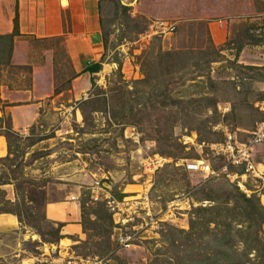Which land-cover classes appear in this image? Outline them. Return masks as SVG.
I'll return each mask as SVG.
<instances>
[{
	"label": "rangeland",
	"instance_id": "rangeland-1",
	"mask_svg": "<svg viewBox=\"0 0 264 264\" xmlns=\"http://www.w3.org/2000/svg\"><path fill=\"white\" fill-rule=\"evenodd\" d=\"M102 11L98 73L76 74L61 39H29L26 65L0 57V83L24 87L42 66L44 91L49 65L54 88L31 126L0 119V130L9 124L16 134L10 159L0 161V183H9L0 185V206L20 202L14 184L30 179L47 220L40 229L61 232L62 202L74 203L85 227L84 239L60 233L48 243L10 220L0 264H264V139L252 152L259 179L235 167L224 173L225 160L208 147L226 132L244 140L264 121V0H104ZM202 158L216 176L185 169ZM240 195L259 199L253 216ZM109 199L141 224L136 234L132 223L106 225ZM132 234L121 246L120 235Z\"/></svg>",
	"mask_w": 264,
	"mask_h": 264
},
{
	"label": "crops",
	"instance_id": "crops-1",
	"mask_svg": "<svg viewBox=\"0 0 264 264\" xmlns=\"http://www.w3.org/2000/svg\"><path fill=\"white\" fill-rule=\"evenodd\" d=\"M103 1L0 0V36L11 35L14 31V20L16 19L17 22V34L13 36L10 55L2 49L4 46H0V57L5 53L6 63L9 66L26 65L31 60L28 54L29 39L41 42L61 39L76 74H81L83 77L95 74L81 73V71L88 64H101ZM44 68L51 76V85L47 83L44 91H39L41 81L38 79V70L42 69V66H33L30 82L24 87L16 88L0 83V119L4 116L9 117L13 129L27 128L32 122H36L38 108L53 94V71L49 65ZM3 72L4 68H1L0 73ZM7 155L6 139L0 134V158ZM62 203L68 206L69 214L65 213L55 218L65 223L61 235H76L79 239H84L81 225L79 221L77 222L79 211L73 207V202ZM10 220L17 221V218L9 213L0 214V231ZM70 220L74 223L70 224ZM13 225L12 223L11 226ZM68 227H73V230H66ZM63 240L70 241L67 236Z\"/></svg>",
	"mask_w": 264,
	"mask_h": 264
},
{
	"label": "built area",
	"instance_id": "built-area-1",
	"mask_svg": "<svg viewBox=\"0 0 264 264\" xmlns=\"http://www.w3.org/2000/svg\"><path fill=\"white\" fill-rule=\"evenodd\" d=\"M172 30V27H170V31ZM244 140H240L237 138V135L235 133L226 132L224 137V142L218 143V144H210L208 145L209 150L211 153L214 154V156L222 157L223 160H225L224 167H222V171L226 174L227 173V167H235L241 169V178H246L248 175L256 178H263L262 171L259 170L258 166L254 163V160L252 158V152H253V146L254 144H257L261 142L264 139V121L257 122L255 126L250 131H246ZM161 162L157 163V165H160ZM185 169L187 171H197L202 174H205L208 177H214L216 176V172L210 167V164L208 161H206L204 158L190 161L186 163ZM158 166L154 167L157 168ZM149 169H152L151 166ZM236 176V175H235ZM239 176V175H238ZM96 186V192L102 191L104 189V186H102V183L100 181H95ZM95 200L98 199L96 193H95ZM264 199V195H262ZM71 199H74V197H71ZM107 205L111 210L112 213V222L114 224V228L121 230L122 226H126L128 223H132V232H135L137 230V227H140V225H137V223L127 222L129 221V216H126L123 214V209L125 206H122L121 208L118 205V202H114V200H107ZM133 207V206H132ZM136 209L138 210V204L136 203ZM131 208V207H130ZM145 208L143 207L140 209V212L147 215V212L145 213ZM136 213V212H135ZM138 218V217H137ZM136 218V219H137ZM135 236L127 235L123 236L120 235V238L118 242L121 246L124 248H128L130 241L132 240V237Z\"/></svg>",
	"mask_w": 264,
	"mask_h": 264
},
{
	"label": "trees",
	"instance_id": "trees-1",
	"mask_svg": "<svg viewBox=\"0 0 264 264\" xmlns=\"http://www.w3.org/2000/svg\"><path fill=\"white\" fill-rule=\"evenodd\" d=\"M14 25H15L14 31L11 35L0 36V46H4V48H2V49L7 51V53L9 55H10V52L12 49L13 36L17 34L16 19L14 20ZM100 69H101L100 63L88 64L85 68H83L81 73L87 72L89 74H93V73H97ZM115 117H118V114L112 112L111 119L115 118ZM0 134L3 135L6 139L7 151H8V155L4 158H0V161H7L10 159V156H11V151H10L11 140H10V138H11V136H15L16 134H14L12 131H10L9 124H7V125L5 124V129L3 131L0 130ZM12 174L14 176V179H16L15 173L13 172ZM4 184H9V183L8 182H1L0 183V185H4ZM14 185H15L14 186L15 192H17L21 196V201L18 202L17 204L16 203L15 204L10 203V207H8V208L0 206V214L1 213H9V214L16 216L17 220L20 223H24L27 226L31 227L33 230H35L36 234L39 235L41 238H43V241H45V242H48V243L58 242L62 238V236L60 235L59 228H54L51 225H49L50 228L46 231H43L42 229H40V226H39L40 221H43L45 223V222H47V220L45 219L44 215H41L40 213H38L36 211L37 207H38V202H37V199L33 196V192L35 191V189H34L35 184H33V181L30 179H23L20 181V183H17ZM240 197H242L243 198L242 200L245 202L244 203L245 212H248L247 214L249 216L254 214L255 210L257 211L258 206H260V205H258L259 199H257L255 202H252L250 199H245L243 195H240ZM41 200H42V198H41ZM43 202H45V201L43 200ZM44 204L45 203L40 204L39 207L44 208L43 207ZM248 204H251L253 206V212L249 211L250 208L248 207ZM81 208H82L81 220H84V217H85L84 211H83L84 207L82 206ZM95 217L102 219L101 215H99V217H98V215L96 213H95ZM104 218H105L106 225H112L111 217H110V215H106V212L104 213ZM94 223H96V221ZM81 226H82L83 232L85 233L84 225L81 224ZM46 236L49 237V239H44V237H46Z\"/></svg>",
	"mask_w": 264,
	"mask_h": 264
}]
</instances>
